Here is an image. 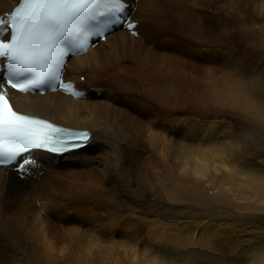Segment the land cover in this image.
<instances>
[{
  "label": "bare ground",
  "instance_id": "1",
  "mask_svg": "<svg viewBox=\"0 0 264 264\" xmlns=\"http://www.w3.org/2000/svg\"><path fill=\"white\" fill-rule=\"evenodd\" d=\"M17 1L0 0V14L10 12ZM190 1L136 0L131 18L138 23V36L118 29L88 51L71 57L64 79L83 90V98L63 91L43 95L12 92L16 110L66 127L88 129L105 147L63 158L37 153L42 170L26 180L0 168V264H18L15 248L22 254L32 253L35 264H230L232 253L227 251L237 244L221 224L168 222L171 225L152 224L139 232L130 228L134 227L131 216L123 219L125 213H115L118 209L111 204L110 210L115 212L102 215L103 221H91L88 227L81 226L86 223L81 217L65 215L80 205H88L83 210L90 213L97 209L99 198H111L140 174L163 178L178 189L189 171L195 179L208 181L220 169L229 179L243 173L227 163L226 154L234 141H222L218 133L210 136L206 132L189 148L190 154H178L180 32L196 33L198 25L205 29L209 25L207 13L197 3L208 5L210 0ZM191 38L189 35L190 42ZM232 83L237 90L243 89ZM122 96L144 103H117ZM243 175L254 180V185H242V190L263 187L261 178ZM30 221L35 222L34 229ZM258 249H264V244L254 247L250 257Z\"/></svg>",
  "mask_w": 264,
  "mask_h": 264
},
{
  "label": "rangeland",
  "instance_id": "2",
  "mask_svg": "<svg viewBox=\"0 0 264 264\" xmlns=\"http://www.w3.org/2000/svg\"><path fill=\"white\" fill-rule=\"evenodd\" d=\"M197 6L207 13L209 25L206 29L198 25L196 33L180 32L178 154H190L189 148L199 143L211 126L218 129L220 140L234 141L235 145L226 154L227 163L264 181V0H210L208 5L200 1ZM189 35H192L191 42ZM196 50H212L215 54L197 57ZM232 82L241 84L243 89L237 90ZM219 116H228L233 123L224 127L226 122L217 119ZM248 161L255 163L248 164ZM243 173L239 171L229 179L220 169L208 181L195 179L189 171L180 180L178 189L163 178L152 179L140 174L131 177L130 182L111 198L104 202L99 198L101 203L98 200L97 209H90L91 214L83 210L85 212L73 216L81 217L86 221L81 226L88 227L91 221H103L114 213L115 210H110L113 205L120 210L115 213H125L123 219L131 216L129 221L134 226L131 229L141 232L152 224L157 227L184 221L198 225L221 224L237 244L227 251L232 253L230 264H249L252 249L264 244V182L260 189L252 191L245 187L242 190V185H254V180L245 178ZM36 204L38 206L39 201ZM69 211H65V215L72 216ZM34 223H29L32 229ZM14 250L18 264H35L32 253Z\"/></svg>",
  "mask_w": 264,
  "mask_h": 264
},
{
  "label": "snow or ice",
  "instance_id": "3",
  "mask_svg": "<svg viewBox=\"0 0 264 264\" xmlns=\"http://www.w3.org/2000/svg\"><path fill=\"white\" fill-rule=\"evenodd\" d=\"M134 11V0H18L10 12L0 14V168L26 180L42 170L37 153L63 158L105 147L90 131L17 111L10 93L63 91L83 98L85 92L64 79L68 60L118 29L138 36V23L131 18ZM195 54L212 57L215 53L196 50ZM121 101L126 106L144 103L132 96L119 97L117 103ZM217 119L226 122L224 127L233 123L228 116ZM207 131L214 136L218 129L210 126ZM87 207L76 206L69 214ZM249 264H264V249L253 252Z\"/></svg>",
  "mask_w": 264,
  "mask_h": 264
}]
</instances>
